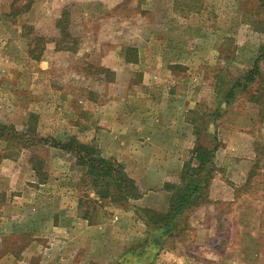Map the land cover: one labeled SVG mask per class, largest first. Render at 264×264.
<instances>
[{"label":"rangeland","instance_id":"obj_1","mask_svg":"<svg viewBox=\"0 0 264 264\" xmlns=\"http://www.w3.org/2000/svg\"><path fill=\"white\" fill-rule=\"evenodd\" d=\"M13 1L20 7L28 0H0V124L14 127L22 136H12L14 132L12 134L10 127L0 136V164L12 160L16 163L12 164L13 172L25 176L30 173V165L37 164L42 167L40 178L46 179V172L54 170L51 181L56 177L68 192L71 188L81 191L79 212L94 214L100 203L94 201L91 190H84L89 182L84 167L75 164L72 155L66 156V152L58 148L26 144L35 135L63 140L76 137L81 142L96 144L104 157H110L114 147L107 146V124L100 114L103 105L116 95L122 84L121 80L117 81L116 74L122 72L125 61L136 60L138 53L137 46H132L134 42L135 45L154 44L156 37H167L168 42L180 46L181 52L194 50L195 61L182 69V78L189 88L203 90L206 94L199 107L205 118L217 106L226 107V114L217 121L234 125L232 130L223 133L228 141L225 145L230 146L232 153L229 152L231 157L226 159L228 154L220 149L216 162L224 167L223 173L228 178L237 172L234 166H240L242 178L236 182L242 185L236 187V194L241 202L235 208L228 202L215 204V209L206 207L204 216L208 229L196 227L198 215L195 213L192 217L186 216L191 219L189 225L180 223L177 231L158 240L157 225L147 226L146 240H139L142 236L136 238L132 234L134 237L122 249L129 253L130 259L116 264H264V58H261V74L256 82L245 90L235 86V98L231 103L222 101L227 90L264 53L262 1L34 0L30 11L11 18L8 13ZM64 9L69 13L67 29L71 34L68 38L71 40L65 44L71 49L52 52L47 47L57 45L60 39L57 20ZM23 25H28L29 29ZM159 42L157 40V44ZM153 44L147 52L155 49ZM44 46L45 51H50L42 54L50 57L48 65L33 63L30 49L38 54ZM113 64L120 67L114 68ZM125 70L136 77L135 84L141 83L142 73L138 67ZM30 112L33 113L30 126L36 125L35 135L22 125L28 116L25 114ZM199 119L202 128L207 120L201 115ZM95 125L103 129L97 142L95 133L90 131V126ZM203 135L207 138L206 132ZM241 137L243 153L236 145ZM59 156L62 161L56 165ZM148 167L149 172L154 169L153 164ZM124 171L131 175L136 172ZM17 181L19 186L11 194L0 191V214L4 217H10L8 205L21 200L19 192L26 189L30 197L42 201L31 183ZM55 184L54 189L58 188ZM53 188L48 187L46 191ZM77 195L67 196L69 206L77 203L80 196ZM159 202V208L154 209L164 212L168 207L164 206L166 199L160 197ZM136 204L131 200L115 205L131 211ZM139 204L146 206L145 202ZM107 212L104 218L110 216L109 209ZM25 213L23 210L18 214L23 217ZM140 215L144 220L145 213L141 211ZM22 223L19 221L20 225ZM27 229L16 228L24 235L21 239L14 233L16 237L8 235L0 240V264L41 263L36 255L24 251L30 245L25 238ZM113 234L116 236V232ZM121 240L113 243L110 250L116 251L113 245L117 249L121 247L122 244L118 245ZM162 252L164 257L159 256ZM12 255L15 260L11 259Z\"/></svg>","mask_w":264,"mask_h":264},{"label":"crops","instance_id":"obj_2","mask_svg":"<svg viewBox=\"0 0 264 264\" xmlns=\"http://www.w3.org/2000/svg\"><path fill=\"white\" fill-rule=\"evenodd\" d=\"M157 40L160 41L158 44ZM165 40L166 43H164ZM167 40V37H156V42L152 43V47H155L152 52L146 51L152 44L135 45V42L132 44V46H137L138 54L135 63L124 62L123 73L116 74L117 81L121 80L122 84L119 85L116 95L103 105L100 114L103 117L102 120L107 124V146L110 149L114 147L108 158L120 163L126 170L136 171L133 175L125 171L137 182L142 192V197L133 201L137 203V207H143L139 203L145 202L144 206H146L143 208L150 209L159 208L160 197L166 199L164 206H167L172 193L167 189V183H180L185 162L190 158L191 151L197 144L196 130L201 127L198 120H200V115L202 118L204 116V112L199 107H201L200 103L203 101V97H206L203 90L189 88L188 83L183 82L182 69H185L191 61H195L193 48L189 49L190 52L188 49L186 52H181L180 46L173 45ZM181 46L184 47L183 44ZM47 48L52 52L66 50L59 49L56 44H53L52 48ZM48 49L46 51L44 49V51L47 52ZM50 51L48 50V52ZM45 57V54L42 55L38 61L33 58L32 62L42 65L46 63L47 66L51 59L50 57L45 59ZM113 65L114 68L120 67V65ZM113 65L111 66L113 67ZM126 67L139 68L142 73L140 84L138 81L135 84L136 77L132 73H128L125 70ZM214 98L217 99L216 94ZM225 108L220 105L214 111L221 109L225 115L227 111ZM32 114V112L25 114L28 116L22 125L27 130L31 128ZM98 114L97 112L96 115ZM216 125L219 126L216 127ZM216 125L210 128L211 131L216 132L220 142L214 158V176L206 189L205 201L188 209L184 214L185 225H189L191 220L189 217L187 219L188 214L191 217L193 213L198 215L195 225L199 230L208 229L204 216L206 207L208 209L213 206L215 209V204L228 202L232 204V208H235L241 202L236 194V187L242 185V183L236 182L242 178L240 166H234L237 172L235 175H229L228 178V175L225 176L223 173L224 167L222 168L216 162L220 149L228 154L226 159L231 157L229 152L232 153V149L229 145H225L228 141L223 138V133L229 132V129L232 130L234 125L226 124L223 120L222 124L217 121ZM102 130L98 125L90 126V131L95 133L96 142L99 141V133ZM207 133L206 130V135ZM202 137H204L203 133ZM59 141H66V139H59ZM37 145L51 146L65 151L61 147H55L49 143ZM236 145L237 149L241 148V153H243L244 141L242 137L237 140ZM115 148H117L116 151ZM59 157L57 160L54 159L57 162L56 165H60V161H62ZM65 159L64 156L63 161ZM12 164L16 163L12 160H4L0 164V191H3L2 194L14 192L19 186L17 181L19 179L20 182L31 183V188L38 190V199L42 201L38 202L34 197H30L29 189L22 193L19 192L21 200L8 205V209L11 211L10 217L0 214V240L6 239L8 235L16 237V235L13 236L14 233H17L21 239L24 235L20 234L16 228L27 227L28 236L25 238L30 245L25 247L24 251L32 256L36 255V260H40V264H116L123 262L125 258L130 259L129 253H125L122 249L130 243L131 237L140 238L142 236L139 240H146L148 225L135 210L128 211L110 200L104 202L107 199H100L95 191L86 185L84 190H91L90 195L100 205L94 214L93 212L81 214L82 212H79L81 211V191L71 188V191L68 192L64 183L61 180H56V177L51 181V172L54 170L46 172L48 173L46 175L48 179H46L45 177L40 178L42 167L39 165L38 170L34 169V164L30 165V173L25 176L24 174L19 175L17 171L14 173L15 169ZM149 164L154 165L151 172H149ZM53 182L57 183L55 185L58 188H53L55 187ZM24 184L28 186L26 183ZM48 187H52L54 190L48 192L46 191ZM61 190H64L65 193ZM69 194L80 195H77L79 197L77 203H71L72 206H69L66 201ZM70 196L72 197V195ZM17 197L15 196V198ZM51 199L56 202H51ZM107 209L110 211V216L104 218V214L108 213ZM23 210L26 211L25 216L20 217L18 213ZM18 218L21 220H16ZM194 218L195 216L192 220ZM19 221L23 222L22 225L19 224ZM114 232H116V236H114ZM109 233L111 234L109 235ZM119 240L122 242L118 245L122 244V246L117 249V246L113 245L116 251H111L112 244L118 243ZM159 256L164 257L163 252ZM11 259L15 260V257L12 255ZM124 262L126 263V260Z\"/></svg>","mask_w":264,"mask_h":264},{"label":"trees","instance_id":"obj_3","mask_svg":"<svg viewBox=\"0 0 264 264\" xmlns=\"http://www.w3.org/2000/svg\"><path fill=\"white\" fill-rule=\"evenodd\" d=\"M264 5V0H261ZM34 0H28L24 6L16 5L15 1L12 2L11 11L8 16L16 18L21 14L27 12ZM69 21V13L67 10L62 12L61 17L57 20V27L60 32V39L57 42L59 49L69 50L71 47L67 46L71 37L67 29ZM23 28H28V25H23ZM45 49L41 48L38 54H34L30 49L29 55L34 59H40ZM264 58V53L256 58L253 67L248 70L243 76L236 80L233 86L227 90L222 97V101L231 103L235 98V86L241 87L245 90L248 85L255 83L261 74L260 61ZM223 110L218 109L211 112L205 118L207 122L201 128H197V144L191 151L190 158L185 162L184 171L179 184L167 183V189L170 190L171 196L169 204L164 212H157L155 209L135 207L138 216L141 211L145 213L144 221L151 227L157 225L159 234L156 239L160 237L173 234L180 227V223L184 222V214L186 211L194 206H197L205 201L206 189L214 176L215 166L214 158L217 149L220 146L216 132L211 131V127L216 125L217 120L222 117ZM32 118V117H31ZM36 125L31 126L29 131L35 135ZM11 129L12 136H22L12 126H2L0 124V136H4L7 129ZM208 139L202 137V133L206 132ZM18 132V133H17ZM24 138V137H23ZM206 141H208L206 143ZM51 144L52 146H59L64 149L68 155H72L75 159V164L84 167V175L87 176L89 182L87 186L91 187L100 199H107L114 203H128L131 200L139 199L142 197V192L137 185V182L129 177L124 171L122 165L111 158H106L102 155L98 146L94 143L81 142L76 137L69 138L66 141H59L56 138H46L42 136H34L28 140L26 146H33L37 144ZM39 166L34 164V169L38 170ZM143 220V218H141Z\"/></svg>","mask_w":264,"mask_h":264}]
</instances>
